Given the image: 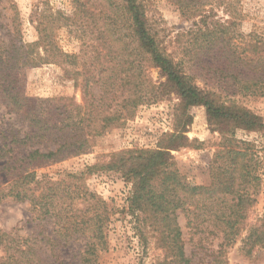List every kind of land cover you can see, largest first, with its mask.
Here are the masks:
<instances>
[{"label":"rangeland","instance_id":"obj_1","mask_svg":"<svg viewBox=\"0 0 264 264\" xmlns=\"http://www.w3.org/2000/svg\"><path fill=\"white\" fill-rule=\"evenodd\" d=\"M113 2L118 3V0ZM137 2L144 8L147 21L165 53L176 61L197 62L198 74L203 71L210 73L218 68L226 69L214 56V53H218L216 48L213 49L214 53L212 50L199 51L197 45L201 39L194 44V34L198 28L204 30V24L211 31L215 29L214 25L218 27L217 23L226 26L231 21L233 25L230 30L236 37L233 40L236 53L245 49L247 36H251L254 44L257 40L264 41V0H200L206 12L201 21L199 18L189 20L182 17L173 0ZM230 4L234 9L233 18L228 15ZM48 14L59 15L54 22L53 42L63 53L75 55L76 65L68 61L24 70L23 94L35 100H48L57 107L72 103L85 107L88 112L90 97L87 95L84 98L80 84H90L91 72L100 69L108 55L97 40L104 37L111 39L108 37L111 24L122 27L125 19L115 18L111 21L108 3L102 0H0V47L17 37L25 43L37 41L38 22H43V17ZM121 34L126 35L124 32ZM217 46L220 48L219 44ZM186 51H191L195 56L184 58ZM145 73L153 82H164L159 79L155 69L149 68ZM232 73L243 74L239 76L241 80L246 72L235 67ZM225 76L226 79L216 74L213 81L220 95L257 116L264 125V98L237 94L227 73ZM197 82L202 87L204 77L197 79ZM91 88L89 86L88 91L93 93L96 100H100L102 89ZM166 93L161 101L140 106L131 120L96 138L86 154L63 161L45 162L39 167H27L22 160L32 149L46 152L54 150L56 145L46 142L37 144L36 139L30 142L32 146L23 142L34 135L35 130L20 114L10 110L0 95V155H4L0 159V190L6 192L12 184L2 168L6 163L16 162L17 168L25 166L22 170L34 172L36 184L30 187L35 198L42 193L47 194L49 189L56 192L50 215L39 210V201L32 207L28 201H15L9 197L1 199L0 231H11V237L32 242L36 247L34 259L42 264H82L90 246L88 242L98 244L92 258L94 264H182L176 259L171 246L162 241L166 231L162 230L160 220L154 213L148 209L131 214V182L115 171L98 168L87 172V169L96 165L105 166L112 156L121 152L156 149L164 135L174 133L185 113L192 119L184 134L187 145L171 152L174 169L183 182L209 191L216 182H222L223 169L230 166L233 151L242 153L246 149L255 154V174L258 177L256 181L246 183L239 179V172L243 171L240 169L235 172L229 191L219 188L208 193L210 196L203 194L205 190L196 194L178 192L181 206L175 211V221L180 232L178 244L182 246L186 264H218L219 260L221 264H264V249L256 247L250 255L244 250L250 226L264 217V130L251 132L233 124L209 125L203 107H192L183 112L178 106L177 96ZM125 97V94L120 95L117 91L113 104L119 105ZM103 104L99 103L100 106ZM113 112L105 109L101 114ZM227 153H231L229 157ZM233 162H236L235 165L241 163L239 159H233ZM80 173L85 174L80 182L63 179L66 174ZM83 191L94 194L107 208V212L103 213L107 220L101 241H91L92 233L89 231L64 237V229L72 219L86 220L103 212L97 208L96 200L82 197ZM239 196L254 202L245 206L242 212L245 220L240 225L238 235L232 244L222 247L219 259L216 256L221 244H225L224 234L215 225L213 215L220 212L227 214ZM66 220L67 224L61 223Z\"/></svg>","mask_w":264,"mask_h":264},{"label":"trees","instance_id":"obj_2","mask_svg":"<svg viewBox=\"0 0 264 264\" xmlns=\"http://www.w3.org/2000/svg\"><path fill=\"white\" fill-rule=\"evenodd\" d=\"M102 1L108 3L111 21L115 18L125 19V21L122 22V27L111 24V30L108 32L110 35L108 37L111 39L104 37L97 40L99 46L108 55L103 66L91 72L90 84L87 82L80 84L84 98H87V95L90 97L88 98L90 102L88 112L85 107L72 103L66 107H57L56 104L51 105L48 100H35L23 94L24 70L42 64H64L68 61L76 65L77 57L63 53L53 42L54 22L59 19V15L48 14L43 17V22H38L37 41L25 43L17 37L8 40L7 44L0 47V95L10 110L20 114L35 130V134L23 142L32 146L30 142L36 139L37 144L46 142L56 145L54 150L46 152L32 149L22 160L25 166L39 167L45 162L63 161L86 154L92 148L96 138L111 128L119 127L127 120H131L140 106L161 101L167 94L166 91L177 96L178 106L183 112L192 107H203L209 125L217 127L233 124L251 132L264 130V125L257 116L239 108L234 101L223 98L218 92L217 84H213L216 74L226 79L225 73H227L228 80L232 82L231 86L236 89L237 94L264 98L263 40H257L254 44L251 42V36H247L248 43L245 49L241 53H236L237 48L233 44L236 37L230 30L233 25L231 21L226 26L217 23L219 29L214 25L215 29L212 28L211 31H208L207 24H204L206 26L204 30L199 28L196 30L194 44L201 39L197 45L199 51L211 52L216 48L218 53L213 51L214 56L218 58L219 63L224 64L226 69L211 70L208 68L211 70L210 73H203V71L198 74V67L195 64L197 62L189 64V61H176L165 53L147 21L144 8L137 0H118V3H114L113 0ZM199 1L173 0V3L182 17L189 20L199 18L201 21L205 18L206 12ZM229 8L228 15L233 18L232 4ZM193 56L195 54L191 51H186L184 58ZM235 67L237 70L246 72L245 78L240 80L239 76L243 74L232 73ZM149 68L157 70L159 79H163L164 82H153L145 73ZM200 77H204L202 87L197 84V79ZM89 86L90 89H92L91 86L102 89L100 100H96L93 93L88 91ZM117 91L120 95L125 94L126 97L119 105H114ZM100 102L104 104L100 106ZM105 109L114 112L102 115ZM191 120L190 116L183 113L182 120L179 121L174 133L164 135L154 150L121 152L112 156L105 166L96 165L87 169V172L98 168L115 171L126 181L131 182L129 206L131 214H134L133 211L145 212L148 209L154 213L155 217L160 220L162 230L166 231V235H162V241L171 246L176 259L182 264H186L187 261L184 259L181 244H178L180 232L175 221V211L181 206L178 192L196 194L200 190H205L203 194L210 196L208 193L211 194L219 188L229 191L235 179L234 174L240 169H243L241 173L239 172V179L242 181L249 183L258 179L255 174L257 163L255 154L246 149L242 153L233 151L230 166L223 169L222 182H216L215 187L210 188L209 191L183 182L177 170L174 169L171 152L186 147L188 140L184 134ZM230 154L227 153L226 156L229 157ZM3 158L4 155H0V159ZM233 159L236 161L239 159L241 163L235 165L236 162H233ZM15 164L16 162L6 163L2 168L12 184L8 191L0 190V200L9 197L15 201H28L32 207L39 201V210L45 215H50L53 210L55 190L49 189L47 194L42 193L35 198L30 187L31 184H36L34 172L24 171L22 167L25 166L17 168ZM84 175V173L66 174L63 179L80 182ZM82 193L85 199L96 200L97 208L103 212L90 216L86 220L72 219L64 229V237L89 231L92 233L91 241H101L104 223L107 220L103 213L107 212V208L105 203L96 198L94 194H88L87 191ZM253 202L254 200L239 196L236 203L229 207L227 214L220 212L213 215L215 225L218 230L220 227L219 231L224 234L225 242L221 244L217 258L220 259L223 246L227 247L234 242L240 225L245 220L242 212L245 206L248 207ZM61 223L67 224L68 220L61 221ZM87 244L90 246L85 252L82 264H94L92 258L98 250V244L94 242ZM256 247L264 249V217L259 219L255 225L250 226L246 244H244L245 253L250 255ZM35 250V245L29 240L11 237V231H0V264H42L34 259ZM218 264H221L220 260Z\"/></svg>","mask_w":264,"mask_h":264}]
</instances>
